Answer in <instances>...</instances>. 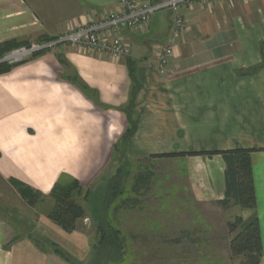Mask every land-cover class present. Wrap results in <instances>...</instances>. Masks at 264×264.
Returning <instances> with one entry per match:
<instances>
[{
	"label": "crops",
	"instance_id": "1",
	"mask_svg": "<svg viewBox=\"0 0 264 264\" xmlns=\"http://www.w3.org/2000/svg\"><path fill=\"white\" fill-rule=\"evenodd\" d=\"M117 10L116 0H0V44L54 38ZM184 13L185 29L164 73L155 65L158 46L170 33L168 12L119 32L130 47L126 60L60 46L0 74V177L47 195L68 176L91 197L130 112L135 132L123 152L136 160L177 157L186 167L192 201L212 205L227 217L225 226L235 217L256 218L262 247L258 264H264V0L196 2ZM236 149L252 151L254 210H223L218 204L224 198L225 164L220 154L211 153ZM29 209L30 231L43 245L0 221V264H69L49 245L74 264L89 260L90 238L84 231L66 234L45 214Z\"/></svg>",
	"mask_w": 264,
	"mask_h": 264
},
{
	"label": "rangeland",
	"instance_id": "2",
	"mask_svg": "<svg viewBox=\"0 0 264 264\" xmlns=\"http://www.w3.org/2000/svg\"><path fill=\"white\" fill-rule=\"evenodd\" d=\"M120 149L124 151V147ZM120 157L123 156L117 155L103 177L92 185L90 199L82 202L86 216L77 231H84L91 244V255L85 264L239 263L229 253L227 240L232 235L223 223L227 217L215 212L210 204L192 201L182 161L162 156L136 160L124 154L122 162ZM119 168L124 171L122 195L102 210L108 181ZM148 174H151L150 180L141 188L143 196L134 195L131 192L133 179ZM48 203L47 200L35 207L37 215L45 214ZM101 211L119 235L118 254L114 258L111 257L113 252H109L108 263H103L94 250L99 241L96 228ZM30 212L17 188L0 177V221L12 224L20 236L28 233L40 240L41 236L30 231L34 218ZM39 243L43 245L41 240Z\"/></svg>",
	"mask_w": 264,
	"mask_h": 264
},
{
	"label": "trees",
	"instance_id": "3",
	"mask_svg": "<svg viewBox=\"0 0 264 264\" xmlns=\"http://www.w3.org/2000/svg\"><path fill=\"white\" fill-rule=\"evenodd\" d=\"M47 38L44 40H49ZM40 40V41H44ZM28 43L19 44L14 41H7L0 44V60L9 52L19 47L25 46ZM40 55V54H38ZM36 55V56H38ZM262 67H264V45L261 46ZM34 56V57H36ZM25 62V61H24ZM20 62L18 64H21ZM9 65L5 62H0V74L8 72L12 67L18 65ZM128 70L132 79L133 91H137L138 85L134 80L133 68L128 63ZM133 94V93H132ZM134 97V96H133ZM128 127L124 132L119 143L114 146V155L112 161L121 154L120 160L124 162V152L120 148L124 147L135 132V120L133 115L128 112L125 114ZM251 150H231L213 152L211 154H220L225 164L224 182L225 192L224 198L218 204L223 209L237 206L242 210H254L256 207L255 190L252 177L251 166ZM123 154V155H122ZM183 155V154H182ZM162 157H174V155H161ZM179 156V155H178ZM151 174L147 176L138 175L133 179L131 192L138 196L141 188L150 180ZM124 179V171L119 168L115 175L108 181L105 192V197L101 204L102 210L107 209L115 200L122 195L121 183ZM11 184L17 188V192L22 201L29 208H34L39 204L49 201L47 210L45 212L46 218L62 232L71 234L78 230L79 223L85 218L86 210L82 202H87L90 197V190L85 189L75 178L62 176L51 187L47 195L42 194L38 190H34L23 183L16 180H9ZM118 208H114L117 210ZM102 212V211H101ZM100 215V214H99ZM98 225L96 234L98 237V244L95 251L96 255L103 263L110 262L108 253L113 252L111 257L118 254L117 249L120 248L119 235L110 226L102 212L98 216ZM229 234H233L229 242V251L233 257H239L238 264H258L262 255L260 229L256 218L244 222L240 217H235L232 221L226 224ZM53 253L61 257L69 264H74V260L67 255L62 249L55 245H49ZM93 255V254H92Z\"/></svg>",
	"mask_w": 264,
	"mask_h": 264
},
{
	"label": "built area",
	"instance_id": "4",
	"mask_svg": "<svg viewBox=\"0 0 264 264\" xmlns=\"http://www.w3.org/2000/svg\"><path fill=\"white\" fill-rule=\"evenodd\" d=\"M218 1L221 0H161L157 3L116 0V12L105 13L98 20L83 23L49 40L29 42L7 53L0 62L18 64L60 46L97 51L115 60H126L130 57V47L119 32L147 25L154 14L163 11L170 14V33L168 39L158 46L155 67L164 73L174 55L175 41L185 29L184 11L196 2L210 5Z\"/></svg>",
	"mask_w": 264,
	"mask_h": 264
}]
</instances>
